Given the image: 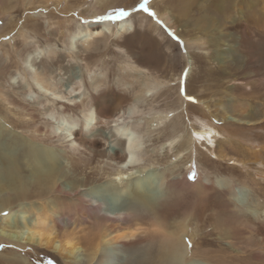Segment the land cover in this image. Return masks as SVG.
I'll return each instance as SVG.
<instances>
[{"label":"rangeland","instance_id":"374dc122","mask_svg":"<svg viewBox=\"0 0 264 264\" xmlns=\"http://www.w3.org/2000/svg\"><path fill=\"white\" fill-rule=\"evenodd\" d=\"M185 1L61 0L58 5L54 0L47 7H38L37 4L25 6V2L23 6H17L18 0L3 1L1 5L7 4V8L0 6V12L2 7L4 12L7 11L0 14V94L4 92L0 95V145L2 142L7 144L4 148L7 155L34 149L31 130L40 128L50 134L62 117L66 122L73 120L76 131L84 130L82 117L93 110L91 104L98 100V96L101 97L108 88L114 90L115 94L123 93L127 100L121 107L138 111L133 124L137 126L135 132L144 138L142 147L146 146L145 150L161 155L158 154L160 157L157 158L160 161L152 158L154 164L151 168L154 172L160 174L163 169L172 168L175 160L180 161L181 166L186 162L184 159L190 160L181 170L189 184L180 182L174 186L177 191L174 200H182L186 205H180L173 224L177 225L185 217H180L183 210L190 214L188 211L196 208L190 220H187L190 223L187 238L191 240V234L197 229L202 239L198 236L200 239L192 242L191 247L196 242H203L197 249L203 248L208 254L195 259L201 264H218L214 258L223 257L231 261L228 258L235 256L240 264H244V260L248 264H264V61H261L263 53L260 50H264V0H187L190 4L187 8ZM104 4H107V8H104ZM215 5L218 9L226 10V13L221 17L216 16L212 11ZM120 12L125 15H119ZM202 17L207 21H202ZM67 20L74 22L67 27ZM104 20L111 23L131 21L136 30L135 36L129 33L114 38L111 30L108 34L92 36L71 27ZM249 25L254 34L245 37L242 34L244 26ZM65 27L68 31L62 30ZM51 28H62L61 35L51 34ZM71 30L77 32L73 44L67 38ZM22 38L28 43L25 47L19 45ZM28 55L37 57L36 60L32 59L28 70L38 76L37 80H42L43 87L48 88L46 96L35 90L32 80L29 77L24 79V73L15 68V64ZM187 61H190L189 75L183 76ZM3 64L10 66L3 70ZM72 88L75 97L71 104L75 103L77 109L73 115H59L51 108L48 98L58 96L63 100L61 94L66 93L67 96ZM9 95L14 99L13 104L7 100ZM225 115L246 124L227 122L223 118ZM18 119L27 120L30 124L11 123ZM173 122L179 124V132L191 134L196 144L189 147V151H193L187 153L184 159L172 156L173 151L166 154L167 159L162 157L164 150L161 145L167 143L169 135L165 133L168 129L161 131V128H168ZM203 128L215 133L210 143L195 137L193 133ZM152 131V138L147 139ZM158 136L163 137L156 140ZM51 146L54 148L50 152L43 150ZM64 146L55 142L51 144L50 141L41 143L39 154L44 161L43 166L49 162L57 166V162L65 171H69ZM198 150L203 156L198 155ZM0 155H3V151H0ZM83 157L90 158V153ZM97 159L93 158L92 166L105 168L107 174L103 179H106L114 167L111 165L113 162ZM26 175L29 176V173ZM217 179L224 180V186L217 187ZM229 181H233L231 189L227 188ZM198 183L203 190L201 196L194 193ZM234 186L240 190L234 192ZM3 193L6 190L1 189L0 197ZM41 196L43 198L38 200L29 197L31 209H26V212L17 208L10 213L0 214V218L7 217L9 222L14 223L17 211L21 210L25 224L35 225L36 219L44 218L38 210H42L45 204L48 206L53 199L46 189L41 191ZM226 200L232 203L231 207L222 205ZM108 201L114 206L115 202ZM129 201L124 203L135 202ZM247 207L259 212L257 219L260 222L248 214ZM230 216L234 217L229 219ZM234 220L257 230L255 246L235 241L234 233L240 232L241 226L233 228L236 224ZM227 223L233 225L228 228L226 237L223 233L228 231ZM51 225L46 221L42 226L43 231L50 233ZM86 227L72 226L63 235L52 231V236H58L56 239L59 241L69 239L70 233L83 237L89 231ZM139 227L141 230L151 228L146 224ZM83 228L84 234H81ZM243 237L248 239L249 234L246 232ZM141 246L140 251H136L138 248L125 250L130 258L127 264H138L136 259L144 257L147 259L143 264L153 263L154 252H143L145 245ZM251 251L259 254V259H242ZM13 254L17 257L14 258ZM8 256L11 258L8 259ZM62 262L61 256L51 247H19L0 237V264Z\"/></svg>","mask_w":264,"mask_h":264},{"label":"bare ground","instance_id":"6f19581e","mask_svg":"<svg viewBox=\"0 0 264 264\" xmlns=\"http://www.w3.org/2000/svg\"><path fill=\"white\" fill-rule=\"evenodd\" d=\"M3 1L5 0H0V6L7 8V4L3 3L1 5ZM51 1L54 0H18L16 4L17 6H23L25 2V6L37 4L38 7H47ZM177 1L180 0H176V2ZM60 2L61 0H57L58 5ZM189 6L190 4L187 3L186 0L185 8ZM3 7L0 14H4L7 11L4 12ZM227 7L229 9V6ZM104 8H107V4H104ZM9 9H12V7ZM66 10L68 11V7ZM212 11L218 17L226 13V10L221 8L218 9L216 5L213 7ZM210 13L211 10H209L208 14ZM40 15H42V13ZM262 15L264 16V13H262ZM126 20H118L113 23H111L112 21L104 20L103 22L98 21L88 24H77L71 27H73L72 30L81 29L92 36H97V34L100 33L108 34L109 30L112 31V36L114 38L129 33H134L132 36H135V28L131 21L129 22ZM201 20L207 21L205 17H202ZM67 22L68 27L72 25L74 21L67 20ZM244 27L242 34H244L245 37L254 34L251 28L252 26L249 25ZM61 29L62 28L52 29L51 34L61 35ZM62 30L68 31L66 27ZM72 30L67 34V38L68 41L70 40L73 44L77 32H73ZM129 41L131 40L127 42ZM27 44L24 38L20 40L19 45L21 47H25ZM260 50L263 53V55L261 54V61L263 62L264 50ZM32 59L36 60L37 57H33V55L25 56L22 62H17L15 64V68L24 73V79L29 77L30 80H32V87L35 88V90L42 92V94L46 96L48 88H46V86L43 87L42 80H37L36 78L38 76L35 75L34 72L28 70L30 69L29 65L33 62ZM9 66L10 64L7 67L4 65L1 69L4 70ZM189 70L190 61H187V67L184 69L183 76L189 75ZM107 92L101 97L98 96L96 102H92L91 106L93 108H91V110H93L90 113H85L86 115H83V131H76L77 129H75L76 127L73 125L74 121L66 122L64 117H62L56 129L52 130L50 134L45 130H39L40 128H33V130H31L32 139H34L31 143L34 149H26V151L23 150L21 153L16 152L7 155L5 154L7 152L4 151L7 144L2 142L0 145V151H3V155H0V190H6V193H3L2 197H0V214L10 213L17 208L23 209L24 212H26V209H31L29 206L31 201L29 197H32L33 200L43 198L41 196V191L43 189H46L47 193L50 194L53 199L50 200L48 206L45 204L42 210L39 208L40 211L38 210V213H41L44 218L36 219L37 223L35 225L31 226L29 224V226L25 224L24 213L22 214L21 210L17 211L18 214L14 223L9 222L7 217L0 218V237L19 247L28 245L43 248L51 247L61 256L63 264H127L130 258L126 256L125 250H135L138 248L136 251H140L141 248L139 246H141V244L145 245L142 249L143 252H149L150 250L154 252L155 257L152 264H201L199 263L201 261L198 262L195 258L206 257L208 251L203 248L197 249L203 245V242H196L192 247L191 243L199 240L202 234L196 229V231L191 234V240L187 238L190 227V223H187V220H190L193 214L192 211L196 210V208L193 207L191 211H188L191 212L190 214L183 210L180 217H185H183L177 225L173 224V220L177 217L176 214L177 210L180 209V205L182 203L186 205L182 200H174V195L177 192L174 186L180 182L189 184L186 174L182 175L181 170L182 166L184 168L186 163H190V160L188 161V158L184 159V156L191 151H189V147L195 144L192 141L191 134L179 132L177 129L179 124L175 122L171 123L168 128H161V131L168 129L165 133L169 135L167 143L161 145V148L164 150V155L162 157L167 159L166 154L173 151L172 156H176L177 159L183 157V161L186 162L181 166L180 161L175 160V165L172 168H165L160 174L155 173L154 169L151 168L154 164L152 158L156 157L157 159L161 155L158 153L159 156L157 153L145 150L146 146L142 147L144 138L140 137L135 132L137 126L135 127L133 124V122L137 120L138 111L136 112L130 108L121 107V104L127 100V98L123 96V93L115 94L114 90L111 88H108ZM73 93H75V90L72 88L71 91L67 92V96L66 93L61 94L63 100H67V102L65 101L66 103L60 100L58 96L51 95L52 98H48L52 104L51 108L62 116L73 115V112L77 109L75 103L71 104V101H73L72 98L75 97ZM90 93L92 92L90 91ZM2 94L0 95L2 96ZM7 100L9 103L14 102V99L10 95L7 96ZM11 111L12 110H10V112ZM223 118L227 122L246 124V122H242L229 115H225ZM11 123L15 125H27L29 121L26 120L25 122L18 119L11 121ZM231 132L235 133L234 131ZM149 133L147 139H151L153 136V131ZM193 133L195 137L204 139L209 143L215 134L211 129L206 128L193 131ZM163 136H158L156 140ZM49 141L51 144L55 142L66 145L63 151L66 159L69 161V171H65L62 165L57 162H55L57 166L53 165L52 162L46 163L43 166L42 162L44 161H42V157L39 154L41 152L39 150H41V143H48ZM53 148L54 146H51L43 150L50 152ZM87 152L90 153V158L83 157V155L86 156ZM198 152V155L203 156L199 150ZM196 153L197 152H195V154ZM211 153L212 152H210V154ZM93 158H98L97 160L106 159L113 162L111 165L114 167L112 171L108 173L106 179H103L104 175L107 174L105 168L92 166L94 163ZM157 161L160 160L157 159ZM43 168L45 170H43ZM27 173H29V176L26 175ZM223 182L224 180L222 179H217L215 181L217 187L224 186ZM232 182L233 181H229L227 183V188H232ZM196 186L194 193L201 196L203 190L201 186H199V183ZM237 190L239 191L240 189L234 186L233 191L236 192ZM157 194H159L160 197H158ZM131 199L135 201L134 204L124 203L129 200V202H133ZM108 200L115 202L114 206L111 205ZM231 204L228 200H226L225 204L222 203L223 206L227 205V207H231ZM246 211L250 216L255 218L256 221L260 222L257 219L259 212L256 211L255 208L247 207ZM195 214H200V212ZM233 217L234 216H230L229 219ZM46 221L52 223V227L49 230L50 233H46L43 231L45 229H42ZM234 221L237 226L234 225L233 228L241 226L240 232L234 233L236 237L235 241L238 244H244L246 246L253 244V246H255L254 242L257 230L255 228V230L250 228L251 225L248 227L247 224L238 223L236 220ZM141 224H146L151 228L141 230L139 227ZM75 225H87L86 228L89 229V231L87 230L88 234L81 237L77 233H70L72 234V238H66V240L61 241L56 239L58 236H52V231L63 235ZM232 225V223H227L225 225L227 227L226 230ZM228 232L229 230L227 232L224 231L223 234L227 237ZM232 232L234 231L232 230ZM246 232L249 234L248 239L243 237ZM80 233L84 234V228L80 230ZM248 249L244 250L248 251ZM14 255L15 254H13V257L16 258L17 256ZM255 255L256 254L251 251L250 255L246 254L242 259L247 258L249 261L250 258L254 257L259 259L260 255ZM10 258L11 257L8 256V259ZM146 259L145 257L139 260L136 259V262H138V264H143ZM214 259L218 264H240L238 262L239 259L235 258V256L228 258L231 261H226L223 257ZM23 262L26 263V260L23 259ZM243 262L244 264H248L245 260Z\"/></svg>","mask_w":264,"mask_h":264},{"label":"snow or ice","instance_id":"6c2138e0","mask_svg":"<svg viewBox=\"0 0 264 264\" xmlns=\"http://www.w3.org/2000/svg\"><path fill=\"white\" fill-rule=\"evenodd\" d=\"M119 15L123 16V15H125V13L124 12H120ZM152 15H154V13Z\"/></svg>","mask_w":264,"mask_h":264}]
</instances>
